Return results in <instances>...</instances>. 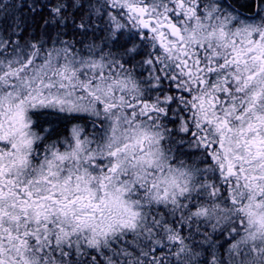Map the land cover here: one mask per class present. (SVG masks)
I'll return each mask as SVG.
<instances>
[{"label":"snow or ice","instance_id":"1","mask_svg":"<svg viewBox=\"0 0 264 264\" xmlns=\"http://www.w3.org/2000/svg\"><path fill=\"white\" fill-rule=\"evenodd\" d=\"M0 264H264V0H0Z\"/></svg>","mask_w":264,"mask_h":264}]
</instances>
